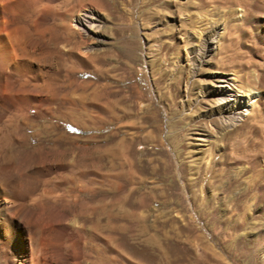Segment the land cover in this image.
Instances as JSON below:
<instances>
[{
	"label": "rangeland",
	"instance_id": "374dc122",
	"mask_svg": "<svg viewBox=\"0 0 264 264\" xmlns=\"http://www.w3.org/2000/svg\"><path fill=\"white\" fill-rule=\"evenodd\" d=\"M19 4L40 49L32 72L0 78V183L21 190L0 213V264L29 251L10 218L32 224L34 253L45 238L47 264H264V106L235 85L259 120L241 114L224 137L208 93L219 75L264 76V0ZM88 5L102 21L73 46L66 28Z\"/></svg>",
	"mask_w": 264,
	"mask_h": 264
},
{
	"label": "bare ground",
	"instance_id": "6f19581e",
	"mask_svg": "<svg viewBox=\"0 0 264 264\" xmlns=\"http://www.w3.org/2000/svg\"><path fill=\"white\" fill-rule=\"evenodd\" d=\"M19 1L21 2V0H0V78L6 73V69H11L12 72L16 73L17 75L26 74V73L33 71V65L30 62L31 58H29L28 56L29 54L31 56L30 48L33 46H34V49L37 48L38 46L36 47L35 45L38 42L35 41L30 36V33L29 34L27 33L28 31L24 27L23 20L17 19V13H18V10H20L18 8L19 7L18 5H21L19 4L20 3ZM72 21H75V25H77L78 27L76 28V27H73L72 25H68L66 28V36L70 40L73 46H78L79 41L85 38V33H84L83 28L85 29L86 27L88 28V30L97 31V27L100 26L99 23H101L102 21V16H101V13L95 9V7L89 6L87 9L80 11V13L73 16ZM219 34L220 32L217 30V28H213L211 33L206 35V37L200 42L196 50V55H197L196 57L198 60L200 61L206 60L207 57H210L215 54L216 47L214 45V42ZM101 41L102 40L99 37L95 36L93 39V43H91V45L89 46V50L86 48L82 52H79V53L76 52L75 55L78 57H80L81 55L88 56L92 50H98L100 48L99 42ZM39 45L42 46L41 43H39ZM48 51L49 50L47 49V52ZM131 51H132L131 48L127 49V53H131ZM32 52H34V50H32ZM42 52H44L43 49H42ZM42 52L40 51L39 53H42ZM44 54H47V53H44ZM49 54H50V51H49ZM27 57L30 59L29 61L27 60ZM238 77L239 76H237V78ZM237 78H233L229 75H219L215 78V83L213 84V87L208 92L210 95L214 96L213 101L215 103L214 106L210 108V110L212 112H217L218 114H220L221 119H222V127H223V128L221 127V129L228 130V133L226 132L224 137L229 134V126H235L238 124V121H239L238 119L242 118L240 116L241 114L246 115L245 117L246 120H248L249 122H252L253 124L258 122L259 112H258V109L253 107V104L251 103V99H250L251 96L254 98L253 100L254 102L257 101V102L263 103V106H264V101L262 100L264 98V76L260 78V77H255L254 75L252 76L251 74L247 73L245 79H242V78L237 79ZM237 81L239 84H236ZM235 85H237L238 88L240 87L242 88L244 85H248V86L252 85V88L256 89L257 92H253V94L249 96L248 99L246 100L239 96V94L237 93L238 88H236ZM0 95L2 96L8 95V91L3 87L1 83H0ZM21 102H22V99H21ZM243 112H246V113H243ZM202 137H205V136H202ZM253 166H255V163L252 161L250 164V167H253ZM8 169L9 168H7V170ZM5 173L6 172L4 171V174ZM20 193H21L20 186L17 185L16 182L10 179L6 180V183L2 181L0 183V213L1 211L6 212L7 210L11 209L12 205L15 203V198L19 197ZM37 217L39 218V216ZM10 219L12 221L13 227H16V228L24 227L25 230L26 229L28 230V236H30L29 237L30 241L28 242V245H27V248L29 249L28 253L24 255L22 254V256H19L17 253H15L13 255L14 258L12 259V261L9 262V264H14V261H18V262L20 261L19 262L20 264H47V262L45 261L42 255V251L47 245L45 238L44 239L40 238V240L38 241V244H40L39 250L38 252L34 253L33 246H32L33 245L32 244L33 243L32 242L33 233H31L30 231L31 223L27 224L26 226H23L21 222L19 221L14 222L15 220L13 218H10ZM63 232L64 230L57 231L54 239L58 240L61 237ZM45 234H46V231H45Z\"/></svg>",
	"mask_w": 264,
	"mask_h": 264
}]
</instances>
